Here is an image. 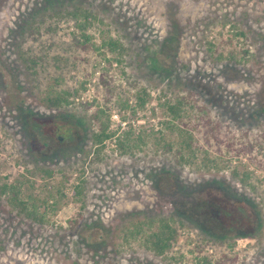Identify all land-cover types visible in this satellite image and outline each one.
I'll return each mask as SVG.
<instances>
[{"label": "rangeland", "instance_id": "1", "mask_svg": "<svg viewBox=\"0 0 264 264\" xmlns=\"http://www.w3.org/2000/svg\"><path fill=\"white\" fill-rule=\"evenodd\" d=\"M0 264H264V0H0Z\"/></svg>", "mask_w": 264, "mask_h": 264}, {"label": "trees", "instance_id": "2", "mask_svg": "<svg viewBox=\"0 0 264 264\" xmlns=\"http://www.w3.org/2000/svg\"><path fill=\"white\" fill-rule=\"evenodd\" d=\"M82 13L85 20L88 19L89 15L92 13L87 10H83ZM81 14V12L79 11V8H73V10H56L54 11V13L52 15H58L59 18L61 17H78V15ZM86 36V35H84ZM85 41L87 42V46H84L86 49L87 48H91L92 44L88 43V36L84 37ZM104 46H108L109 49L113 50L117 45L115 44V41L113 40H109L107 42L103 43ZM33 56H24V60L25 62L28 64L29 67L34 68L36 64V61L33 60ZM102 82L105 84V86L108 85V81L104 78V75L102 74ZM48 99V100H47ZM43 101H48L49 103H47L46 105H49L50 107L52 106H59L61 105L63 102L67 103L68 100L65 97H61L60 96H55L54 98H50L48 96L43 97ZM144 101H140V105H143ZM167 109H168V113L172 114L173 117L175 115H178V111L180 110V102H177L175 104H170L167 105ZM104 115V112L102 110L99 111V113L95 112L92 116V120L93 121H97L99 122V130L98 131H93L92 132V143L93 144H101L102 141L107 138L110 137L114 134L113 131H108V115H106V118L104 121H100V117ZM130 132V131H129ZM129 132H125V134L129 133ZM178 135H180L182 137V133L181 132H177ZM179 137V136H178ZM182 142V141H181ZM121 144V142H119ZM175 157H182V151L181 149H176L175 150ZM248 177L249 174L247 172L243 173V179L241 178L240 181L250 185V183L248 182ZM214 201H208L207 203H211L213 206H215L216 208H214V212H212V215H214L215 217H220L222 214V212H226L227 215L230 219L233 218L235 219V217H233L232 213L234 214V216H238L239 218L243 219V227H247L248 226V214L246 212V210L243 207V212L242 209L240 207H238V203L237 202H233V204H231V208L229 209L228 206H224V203L222 202V200L217 199L216 197H214L213 199ZM222 203V204H221ZM19 204L22 206H24V203L19 202ZM197 211V216L200 218V216L203 214L201 211L202 207H201V202H199V204L194 206ZM28 216L32 217V214L30 212L26 213ZM158 220L161 224V227L158 231H156L155 233H152L151 236V243H150V247L153 250L154 254L156 255H165L167 253V251L171 248V246L174 244V242L177 240V228L179 226H185L184 225V221H182L181 219L176 220L177 222H175V218L173 216H155L151 218V221L153 222L154 220ZM150 221V222H151ZM218 221V219H217ZM175 222V224H173ZM246 232H242L240 233V235H245ZM251 235V234H248ZM211 240L215 241V242H222L221 240H217V238H210ZM197 248H199V246H197Z\"/></svg>", "mask_w": 264, "mask_h": 264}, {"label": "built area", "instance_id": "3", "mask_svg": "<svg viewBox=\"0 0 264 264\" xmlns=\"http://www.w3.org/2000/svg\"><path fill=\"white\" fill-rule=\"evenodd\" d=\"M115 118L117 117V115L114 116Z\"/></svg>", "mask_w": 264, "mask_h": 264}]
</instances>
